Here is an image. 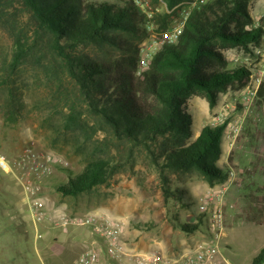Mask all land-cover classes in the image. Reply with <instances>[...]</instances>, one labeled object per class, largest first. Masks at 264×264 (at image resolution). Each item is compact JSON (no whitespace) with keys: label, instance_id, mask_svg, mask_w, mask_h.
<instances>
[{"label":"rangeland","instance_id":"obj_1","mask_svg":"<svg viewBox=\"0 0 264 264\" xmlns=\"http://www.w3.org/2000/svg\"><path fill=\"white\" fill-rule=\"evenodd\" d=\"M142 2L137 8L146 16L148 25L146 38L138 44V57L142 47L154 50L160 40L158 33L165 31L158 30L150 19L154 13L168 11L161 2ZM1 5L5 6L6 15L0 22V156L9 162V170L0 169V264L73 262L77 245L85 247L83 241L90 235V229L57 227L54 221L61 216L123 218L127 241L136 247L142 244L144 251L170 252L195 245L205 240L204 220L198 230L186 233L176 227L174 217L194 221L199 214L198 204L206 203V209L213 208L216 201H205L209 192L222 194L224 235L218 242L220 255L228 264H251L264 248V112L257 103L246 112L242 110L238 94L243 85H229L218 94L212 108L201 96H192L188 102L193 138L206 125L226 124L218 166L232 171L233 180L229 182L227 178L210 185L197 171L160 172L146 149L132 147L106 131L88 112L71 80L62 76L57 82L44 72L43 66L36 65L34 59L39 57L43 65L54 66V57L46 48H34L26 63L9 74L5 72L4 67L9 69L11 62L13 33L4 23H13L15 32L27 35L29 43L33 41L34 28L29 14L17 0H1ZM187 5L172 15L166 30L183 20ZM249 13L253 26L264 29V0H250ZM259 48L264 51V41ZM81 49L90 56L98 53L92 46ZM224 55L229 70L240 66L251 68L255 49L230 48ZM73 112L79 117L78 125H86L85 129L74 125L65 129L66 116ZM220 113L224 114L223 119H219ZM234 122L242 126L231 148L226 129ZM45 157L50 159L49 172L39 180H32V190L25 191L18 179L25 171L15 165L14 159L24 158L28 164ZM91 157L108 160L117 168L116 172L89 192L76 197L62 196L59 185L69 176L79 174ZM166 187L186 188L196 200L192 209L182 207L174 197L166 198L163 193ZM252 200L255 219L250 220L245 211L250 210L246 203ZM35 201L43 204L40 220L32 206Z\"/></svg>","mask_w":264,"mask_h":264},{"label":"trees","instance_id":"obj_2","mask_svg":"<svg viewBox=\"0 0 264 264\" xmlns=\"http://www.w3.org/2000/svg\"><path fill=\"white\" fill-rule=\"evenodd\" d=\"M29 14L33 41L13 33L9 74L27 62L36 47L53 55L54 66H46L35 57L36 65L57 82L62 76L77 87L88 112L97 118L116 139L132 147L147 150L160 172H199L210 184L227 180L229 172L218 161L222 154V136L226 124L206 125L193 138V119L188 108L192 96H201L209 107L229 85H244L250 74L245 66L227 69L224 51L257 49L264 41V29L253 26L250 0H200L174 44H164L153 55L148 68L137 76L138 44L146 38L148 20L131 0H17ZM163 3L168 11L154 13L151 22L158 30L168 29L172 15L192 0H150ZM204 1V2H202ZM0 0V22L6 15ZM149 21V22H150ZM97 49L95 56L81 47ZM264 112V85L258 100ZM10 115L13 112L10 111ZM65 129L80 126L75 112L68 114ZM117 168L106 159L91 157L79 174L71 175L58 187L62 196L76 197L102 185ZM165 197H174L184 208L193 202L186 188L163 189ZM186 199V201H183ZM186 202V203H185ZM248 219L254 201H248ZM256 213V210L253 211ZM204 214L194 221L174 224L192 233L202 225ZM264 262V248L251 264Z\"/></svg>","mask_w":264,"mask_h":264},{"label":"built area","instance_id":"obj_3","mask_svg":"<svg viewBox=\"0 0 264 264\" xmlns=\"http://www.w3.org/2000/svg\"><path fill=\"white\" fill-rule=\"evenodd\" d=\"M137 7L142 5V0H131ZM200 0H192L188 3L183 20L172 26L171 29L161 31L160 40L156 43L155 49L141 48L138 60L136 75L141 74L148 68L153 55L164 44H174L181 35L185 22L191 10L197 6ZM264 85V51L255 49L254 63L250 68V74L238 94V103L244 112L248 111L258 100V94ZM228 108V106L226 107ZM220 113L219 119H223ZM242 123H229L226 129L227 137L231 138L233 147L236 136L241 130ZM18 168L25 171L18 179L25 191H31V181L39 180L49 172L50 159L43 158L40 161H33L25 164V159H14ZM0 169L9 170V162L4 156H0ZM234 173L228 174L229 182L233 180ZM221 196L209 192L205 201L213 203V208L206 209V203L198 204V212L204 214L203 220L206 223V236L195 245L177 247L172 251L163 250H140L134 243L126 239V221L123 218L107 216H90L85 219L58 217L55 219V226H84L90 229V235L83 241L85 247L77 255L76 259L69 264H228L220 255L218 242L224 235ZM33 209L38 220L42 217L43 204L39 201L33 202Z\"/></svg>","mask_w":264,"mask_h":264},{"label":"crops","instance_id":"obj_4","mask_svg":"<svg viewBox=\"0 0 264 264\" xmlns=\"http://www.w3.org/2000/svg\"><path fill=\"white\" fill-rule=\"evenodd\" d=\"M77 246H78V251L76 252L75 257L72 259L73 261L76 259L77 255L81 252V249L83 248L82 246H79V245H77ZM137 248L140 250H144L142 244H141V247L139 246Z\"/></svg>","mask_w":264,"mask_h":264}]
</instances>
